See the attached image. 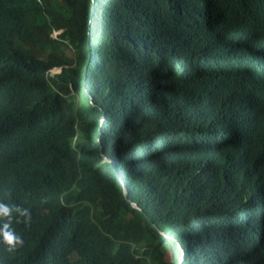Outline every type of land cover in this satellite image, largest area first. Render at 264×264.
Wrapping results in <instances>:
<instances>
[{
    "label": "trees",
    "instance_id": "obj_1",
    "mask_svg": "<svg viewBox=\"0 0 264 264\" xmlns=\"http://www.w3.org/2000/svg\"><path fill=\"white\" fill-rule=\"evenodd\" d=\"M0 203V264H264V0H0Z\"/></svg>",
    "mask_w": 264,
    "mask_h": 264
},
{
    "label": "clouds",
    "instance_id": "obj_2",
    "mask_svg": "<svg viewBox=\"0 0 264 264\" xmlns=\"http://www.w3.org/2000/svg\"><path fill=\"white\" fill-rule=\"evenodd\" d=\"M13 210H15L19 214V216L25 218L24 220L25 223H27L28 220L30 219V213L28 212L27 209L22 210L15 206L10 207L7 204L0 203V213H2L6 217H9V222H5L3 223L2 226H0V238H2L3 242L9 246L8 248L9 251L13 250L14 246H20L23 243L21 238L18 235L14 234L13 230L10 227V221H11L10 212ZM180 248H182L181 244H180ZM182 260H184V258Z\"/></svg>",
    "mask_w": 264,
    "mask_h": 264
},
{
    "label": "water",
    "instance_id": "obj_3",
    "mask_svg": "<svg viewBox=\"0 0 264 264\" xmlns=\"http://www.w3.org/2000/svg\"><path fill=\"white\" fill-rule=\"evenodd\" d=\"M104 157H105V159H107L106 156H104ZM107 160H108V161H112L111 159H107ZM113 163H114V165L116 166L115 162H113ZM123 187H124V194H125V197H126V199H128V194H129V192H128V187H127V184L124 183V182H123ZM131 204H132L133 207L138 208V205H137V204H134V203H132V202H131Z\"/></svg>",
    "mask_w": 264,
    "mask_h": 264
},
{
    "label": "rangeland",
    "instance_id": "obj_4",
    "mask_svg": "<svg viewBox=\"0 0 264 264\" xmlns=\"http://www.w3.org/2000/svg\"><path fill=\"white\" fill-rule=\"evenodd\" d=\"M60 33V32H59ZM61 72V70L60 69H58V70H56V72H53V73H60ZM53 73H52V75H53Z\"/></svg>",
    "mask_w": 264,
    "mask_h": 264
},
{
    "label": "built area",
    "instance_id": "obj_5",
    "mask_svg": "<svg viewBox=\"0 0 264 264\" xmlns=\"http://www.w3.org/2000/svg\"><path fill=\"white\" fill-rule=\"evenodd\" d=\"M53 73V72H52ZM54 75V74H53ZM183 247V246H182Z\"/></svg>",
    "mask_w": 264,
    "mask_h": 264
}]
</instances>
